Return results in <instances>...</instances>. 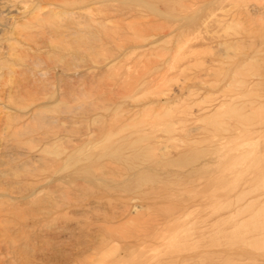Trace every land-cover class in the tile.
<instances>
[{"label":"rangeland","instance_id":"374dc122","mask_svg":"<svg viewBox=\"0 0 264 264\" xmlns=\"http://www.w3.org/2000/svg\"><path fill=\"white\" fill-rule=\"evenodd\" d=\"M76 1L48 25L29 11L44 0H0V264H156L159 244L164 264H264V0ZM83 163L122 197L115 209L70 229L21 220L34 185L54 190ZM140 196L143 215L125 229L145 226V245L100 254L96 226ZM119 230L113 245L126 241Z\"/></svg>","mask_w":264,"mask_h":264},{"label":"bare ground","instance_id":"6f19581e","mask_svg":"<svg viewBox=\"0 0 264 264\" xmlns=\"http://www.w3.org/2000/svg\"><path fill=\"white\" fill-rule=\"evenodd\" d=\"M42 2H43V0H41ZM81 1H83V0H81ZM86 1V0H85ZM93 1V0H92ZM41 2V3H42ZM44 4H37L36 2V4L29 10L30 11V14H34V15H36V17L38 18V19H40V21H42L43 22V24H44V22H45V24L47 23L48 25L50 24V22H49V19L50 18H52L53 17V19H54V17L55 16H60V17H64V16H67V15H71V13H73V12H71V10L73 11L74 9H71V8H73L72 6H74V5H76V0H44ZM80 2V1H79ZM79 2H77V3H79ZM83 3V2H82ZM86 3V2H85ZM32 4V3H31ZM30 4V6H32ZM84 4V3H83ZM97 4V3H96ZM44 5V6H43ZM94 5V4H93ZM100 5V4H99ZM99 5H98V7H99ZM26 6V5H25ZM79 6V5H78ZM82 6V5H81ZM97 6V5H96ZM27 8H29L28 6H26ZM25 7V8H26ZM75 7V6H74ZM93 7V6H92ZM98 7H94V8H92V9H95V8H98ZM76 9V8H75ZM80 10H84V8H82L81 9V7L79 8ZM87 9L88 8H85V10L87 11ZM91 9V10H92ZM82 10V11H83ZM86 11H85V13H86ZM88 11H89V9H88ZM28 12V11H27ZM79 12V11H78ZM82 13V12H81ZM88 13V12H87ZM90 13V12H89ZM74 15H76V14H74ZM87 15V14H86ZM72 16V15H71ZM93 16V15H92ZM62 17V18H63ZM91 17V16H90ZM95 18V17H94ZM89 19V18H88ZM91 20V19H90ZM137 20V19H136ZM135 20V21H136ZM77 21H79V20H77ZM77 21H76V23H77ZM93 21V20H92ZM92 21H91V24H92ZM81 22V21H80ZM95 22V21H94ZM79 23V22H78ZM86 23H88V21L86 22ZM96 23H98V22H96ZM95 23V24H96ZM102 23V22H101ZM105 23V22H104ZM108 23V22H107ZM55 24V23H54ZM80 24V23H79ZM82 24H84V22L82 23ZM99 24V23H98ZM97 24V25H98ZM136 24V23H135ZM134 23H130V24H128V26L129 27H131V28H134V29H136L135 28V25ZM74 25H75V23H74ZM77 26H78V24H76ZM75 25V26H76ZM86 25H88L87 27H88V29H89V31L91 30L92 32V34H93V30L92 29H94L93 28V24L92 25H90V23L89 24H86ZM106 25V24H105ZM104 24H103V26L101 25L100 26V29H101V27H104L105 26ZM126 25V24H125ZM66 26V25H65ZM85 26V24L84 25H79L78 27H84ZM139 26V25H138ZM142 26V25H141ZM140 26V27H141ZM144 26H146V25H144ZM49 27V26H48ZM52 27V26H51ZM74 27V26H73ZM99 27V26H98ZM50 28V27H49ZM53 28V27H52ZM71 28V27H70ZM106 28V27H105ZM105 28H103V29H105ZM81 29H83V28H81ZM80 29V30H81ZM84 29H86L85 31H87V28H84ZM83 29V30H84ZM94 30H96L97 31V29H94ZM133 30V29H132ZM87 32V33H89V34H91L90 32ZM122 31V30H121ZM138 31V30H137ZM83 33H84V31H83ZM86 33V34H87ZM101 33H103V32H101ZM89 34H87V35H89ZM94 35V34H93ZM92 35V36H93ZM79 36V35H78ZM80 36H82L83 37V35H80ZM96 36V35H95ZM85 37V36H84ZM98 37V36H97ZM96 37V38H97ZM94 38V37H93ZM95 39V38H94ZM112 41V40H111ZM136 42V41H135ZM137 43V42H136ZM142 43H144V42H142ZM129 45V44H128ZM143 46V45H142ZM140 47V46H139ZM146 47V46H145ZM94 48V47H93ZM133 50V49H132ZM135 50V49H134ZM129 52V51H128ZM116 53V52H115ZM132 53V52H131ZM117 54V53H116ZM116 54H113L112 56H110V57H113L114 55H116ZM129 54V53H128ZM130 55V54H129ZM128 55V56H129ZM127 56V57H128ZM118 57V56H117ZM123 57V56H122ZM120 59V58H119ZM118 59V60H119ZM106 60V59H105ZM105 60L103 61V63L105 62ZM116 60V59H115ZM114 59H112V61H115ZM33 61V60H32ZM108 61H109V59H108ZM111 61V60H110ZM120 61V60H119ZM99 62H101V61H99ZM107 62V61H106ZM116 62H118V61H116ZM26 64H27V62H25ZM24 63V68L26 67V66H30V63H28L27 65ZM34 63V62H33ZM115 63V62H114ZM20 64V63H19ZM19 64H17V65H19ZM35 64L36 63H34V65H33V67L35 68ZM98 64V63H97ZM101 64H102V62H101ZM108 64V63H107ZM98 65H100V63L98 64ZM97 65V66H98ZM106 65V64H105ZM110 65V64H109ZM109 65H107V66H109ZM132 65V64H131ZM135 65V64H134ZM22 66H23V64H22ZM21 66V67H22ZM96 66V67H97ZM19 67V66H18ZM28 67H26V68H28ZM104 67V66H103ZM103 67H100V69H98L99 68V66L97 67V69L95 68V69H93V68H89V69H87L86 71H85V74L86 75H92V76H95V75H97V72H101L102 71V68ZM20 68V67H19ZM107 68V67H106ZM109 68V67H108ZM29 69V68H28ZM62 69V72H63V74H68L69 73V70L68 69H66V68H61ZM18 70H20L21 71V68L20 69H18ZM24 70V69H23ZM34 70V69H33ZM19 71V72H20ZM25 71V70H24ZM31 70H29L28 72H30ZM104 71V70H103ZM22 72V71H21ZM83 72V71H82ZM47 73V72H46ZM45 73V74H46ZM103 73V72H102ZM35 74V73H34ZM38 74V73H37ZM23 75V74H22ZM104 74H102L101 75V77L103 76ZM32 76V75H31ZM30 76V77H31ZM37 76V75H36ZM91 76V77H92ZM98 76V75H97ZM39 77V76H38ZM89 77V76H88ZM34 78H35V76H34ZM33 78V79H34ZM21 79V78H20ZM156 79V78H155ZM29 80V81H28ZM101 80H103V79H101ZM35 81H36V79H35ZM35 81L34 80H31L30 78H28L27 79V83H26V91L27 92H30V93H32L34 90H36L38 87H36V84H35ZM96 81V80H95ZM125 81V80H124ZM91 82H92V80H91ZM152 82V81H151ZM39 84H41V83H39ZM92 84V83H91ZM130 84V83H129ZM158 85V84H157ZM40 86V85H39ZM98 86H100V85H98ZM141 87V86H140ZM40 88H41V86H40ZM92 89V88H91ZM93 90V89H92ZM25 91V90H24ZM38 91V90H37ZM105 92V91H104ZM25 93V92H24ZM30 93H27L28 94V96L30 95H32V94H30ZM92 94H95V93H91V95ZM92 97V96H91ZM131 99V98H130ZM132 99H133V97H132ZM123 102V101H122ZM34 106V105H33ZM48 107V106H47ZM41 110H42V108H44V106H42V107H39ZM132 108H134V107H132ZM35 109V108H34ZM40 109L38 110V108H36L35 110H33V111H30L31 113H29L30 115V117L32 116V114H34V115H38L39 113H41L40 112ZM44 110V109H43ZM138 110V109H137ZM135 113V112H134ZM28 114V113H27ZM43 114V112L41 113V115ZM136 114V113H135ZM34 115H33V117H34ZM28 117V116H27ZM29 117V118H30ZM162 117V116H161ZM24 118H25V115H24ZM38 119H39V117H38ZM137 119V118H136ZM10 120V119H9ZM37 120V119H36ZM42 120H44V119H42ZM10 124V123H9ZM146 124V123H145ZM141 126V125H140ZM27 128V127H26ZM29 132V131H28ZM27 133V132H26ZM138 134H139V132H138ZM131 136V135H130ZM133 136V135H132ZM49 140V139H48ZM139 140V139H138ZM143 140V139H142ZM94 149V148H93ZM40 150V149H39ZM107 150V149H106ZM28 151V150H27ZM31 152V151H30ZM34 153H35V151H34ZM87 153V152H86ZM42 154V153H41ZM90 154V153H89ZM96 155V154H95ZM105 154H102V157L103 158H105V157H107V156H104ZM84 156V155H83ZM40 157V156H39ZM51 157V156H50ZM42 157H40V159H41ZM81 158V157H80ZM96 158V157H95ZM8 159V158H7ZM6 159V160H7ZM39 159V158H38ZM39 159V160H40ZM93 160H90L91 162L93 161V162H96V160H94V158H92ZM97 159V158H96ZM98 159H100L101 160V158H99L98 157ZM10 160V159H9ZM37 160V159H36ZM38 160V161H39ZM45 160V159H44ZM89 160V159H88ZM99 160V161H100ZM108 160V159H107ZM43 161V160H42ZM53 161V160H52ZM91 163V164H93V165H95L96 163ZM100 162H102V161H100ZM2 163V162H1ZM88 163H90V162H88ZM87 163V164H88ZM99 163V162H98ZM4 164V163H3ZM46 164V163H45ZM85 164H86V161H85ZM84 163H83V166L82 167H80L78 170L76 169V171H74V172H72V173H70L68 176H66L65 178H61V180L59 181V183L57 182L56 184H54L53 185V188H54V190H51L52 189V184L51 185H48V183L47 182H45L44 180H41L39 183L38 182H36V184L37 185H34V187L33 188H31V186H30V188H31V191H30V193L26 196V197H23V204H24V206H26V212L24 213V214H22V212H20L21 213V215L19 214L18 216L21 218V220H28L29 218L32 220H36V221H39V220H42V221H46V222H48V221H57V220H59L60 221V226H62V227H65V228H67V229H70V227L73 225H69L68 223H70V221L71 220H73V218H75L76 216H82V215H86V214H89L91 211H93V210H97V208H98V212H99V209H103V208H105L106 207V205L107 206H113V208L115 209L116 208V206H114V205H116L115 204V200L117 201L118 199L120 200L122 197L120 196V195H115V191L112 189H110V188H106V186H105V182H102L103 180H105L103 177H104V172L102 171V170H94V169H92L90 166H88V165H85ZM105 164V163H104ZM6 165V164H5ZM100 165V164H99ZM107 165H108V163H107ZM92 166V165H91ZM27 167V166H26ZM48 167V166H47ZM105 167V166H104ZM37 168V167H36ZM44 168H46V166L44 167ZM102 168V167H101ZM103 169V168H102ZM107 169V168H106ZM2 170V169H1ZM109 170V169H108ZM114 170H116V169H114ZM112 171V170H111ZM14 172V171H13ZM38 172V171H37ZM114 172H116V171H114ZM12 174H14V173H12ZM44 174V173H43ZM106 175V174H105ZM109 175H110V177H111V174L109 173ZM113 175V174H112ZM43 176V175H42ZM22 177H23V175H22ZM45 177V176H44ZM32 178V177H31ZM35 179V178H34ZM43 179V178H42ZM97 182H99V183H101L100 185H101V189H102V191H101V189L100 190H98V189H95V187H93V185H95ZM35 183V182H34ZM45 183H47V184H45ZM54 183V182H53ZM28 184V183H27ZM93 184V185H92ZM33 185V184H32ZM14 186V185H13ZM5 187V186H4ZM28 187H29V185H28ZM56 187V188H55ZM105 187V188H104ZM25 188V187H24ZM26 190H28V188L26 189ZM8 191V190H7ZM11 191H12V189H11ZM25 191V190H24ZM23 191V192H24ZM53 191V192H52ZM23 192H21V193H23ZM26 192V191H25ZM7 193V192H6ZM13 193V192H12ZM122 193V192H121ZM8 194V193H7ZM160 194V193H159ZM9 195V194H8ZM143 195V194H142ZM9 196H11V195H9ZM157 196V195H156ZM21 197V198H22ZM117 198V199H116ZM14 199H16V198H14ZM20 199V198H19ZM126 199V198H125ZM124 199V200H125ZM128 199V198H127ZM161 199V198H160ZM11 201H12V199H10ZM130 200H139L140 202L142 201V200H144V199H142L141 198V196L140 197H130ZM123 201V200H122ZM135 201H134V204L133 205H131V206H127L128 207V209L129 208H131V210H129V213H128V215H126L125 213L124 214H121V215H114V214H117L116 212L114 213V214H112V215H109V214H107V218L105 217V219H103L102 221V224L100 223V225H98V226H96V227H98V229H95L94 227H93V229H95V230H98V231H95L96 232V234H92L91 232V234L92 235H94L92 238L94 239V242H92V240L90 239V242L89 243H91L92 244V246H93V244H94V247H97L96 249H97V251H101V253L100 254H102V253H104V252H106V251H108L109 253L107 254V255H110V254H116L117 256H119L120 258H124L125 257V255H124V253H128V252H130V251H132V250H135V249H139L141 246H143V244L145 243V240L147 239L143 234H145V233H143L144 231V229H146L145 228V226H144V229H142V230H140V229H138L137 230V232H135V233H132L131 232V235L129 234V233H126V231H128L127 229H125L126 228V226L128 227V225H129V223H130V221H134V219H135V216L137 215V217L139 216V217H141V215H143V214H140V212H142V209H143V204H142V202L141 203H135ZM155 201V200H154ZM14 203H15V201H13ZM13 202H11L12 204H14ZM18 202V201H17ZM128 202V201H127ZM126 202V203H127ZM133 202V201H132ZM10 203V204H11ZM9 204V205H10ZM23 204L21 203V207H23ZM119 204V203H118ZM122 204H123V202H122ZM129 204V203H128ZM130 204H132V203H130ZM151 204V203H150ZM8 205V206H9ZM124 205V204H123ZM7 206V207H8ZM103 206V207H102ZM152 206H154V205H152ZM151 206V207H152ZM19 207V206H18ZM20 207V208H21ZM124 207H125V205H124ZM148 207V206H147ZM150 207V208H151ZM108 209H109V207H107ZM112 208V209H113ZM153 208V207H152ZM15 210H19V211H21V209L22 210H24L23 208H21V209H19V208H14ZM106 209V208H105ZM112 209H111V211H112ZM8 211H6V212H4L5 214H6V216H9L8 214H10L11 213V215L12 214H18L17 212L18 211H16L15 212V210H11V208L9 209H7ZM104 210V209H103ZM107 210V209H106ZM110 211V212H111ZM116 211V210H115ZM88 212V213H87ZM101 212V211H100ZM106 212V211H105ZM143 212H144V210H143ZM142 212V213H143ZM91 213H93V212H91ZM90 213V214H91ZM104 213V212H103ZM127 213V212H126ZM15 214V215H16ZM96 215V214H95ZM101 215V214H100ZM99 215V216H100ZM13 216V215H12ZM17 216V215H16ZM17 216V217H18ZM98 216V217H99ZM102 216H103V214H102ZM90 217H92V216H90ZM101 217V216H100ZM136 217V219L137 220H135V221H139V219ZM8 218V217H7ZM103 218V217H102ZM146 218V217H145ZM12 219V218H11ZM10 219V220H11ZM14 219V218H13ZM19 219V218H18ZM6 220V219H5ZM5 220H4V222H5ZM10 220H7V221H10ZM26 220V221H27ZM99 220H101V219H99ZM20 221V220H19ZM19 221H18V223H19ZM26 221H24V223H27L28 224V222H26ZM75 221V220H74ZM81 221V220H80ZM141 221V220H140ZM14 222H16L15 220H14ZM61 222L63 223V225L61 224ZM145 222V221H144ZM148 222V221H147ZM7 223V222H6ZM12 223V222H11ZM10 222H9V226H10V224H11ZM23 223V222H22ZM41 223H43V222H41ZM71 223H72V221H71ZM74 223V222H73ZM77 223V222H76ZM137 223V222H136ZM135 223V224H136ZM146 223V222H145ZM78 224V223H77ZM79 224L81 225V223L79 222ZM38 225V224H37ZM79 225V226H80ZM94 225V224H93ZM131 225V224H130ZM146 225V224H145ZM8 226V224L6 225V226H4V227H7ZM16 226V225H15ZM18 226V225H17ZM23 226V225H22ZM36 226V225H35ZM43 226V225H42ZM51 226V225H50ZM56 226V225H55ZM68 226H70V227H68ZM138 226H141V224L139 225V223H138ZM161 226H163V225H161ZM25 227V226H24ZM28 227V226H27ZM37 227V226H36ZM52 227L53 228H55L54 227V225H52ZM52 227H51V229H52ZM61 227V228H62ZM76 227V226H75ZM74 226L72 227V229L73 228H75ZM130 227V226H129ZM128 227V229L131 231V229ZM143 227V226H142ZM141 227V228H142ZM147 227V226H146ZM10 228H11V226H10ZM15 227H12V229H14ZM26 228V227H25ZM24 228V229H25ZM31 229H32V227H30ZM46 228V227H45ZM60 228V229H61ZM64 228V229H65ZM78 228V227H77ZM80 228V227H79ZM156 228V227H155ZM9 229V228H8ZM12 229H10V230H12ZM23 229V228H22ZM22 229H20V230H22ZM23 229V230H24ZM56 229H57V226H56ZM63 229V228H62ZM76 229V228H75ZM119 229H121V230H119ZM124 229H125V231H124ZM154 229V228H153ZM161 229V228H160ZM160 229H158V232L160 231L161 232V230ZM6 230V229H5ZM10 230H9V233H10ZM74 230V229H73ZM119 230V233H120V231H122L123 232V234H127V239L125 238V243H123L122 245L121 244H119V242L117 243L118 245H121V246H117V244H116V242H115V245H113V244H111L112 242L114 243V236H115V234H116V232ZM146 230H148V229H146ZM164 230V229H163ZM29 231V230H28ZM32 231V230H31ZM49 231V230H48ZM47 231V232H48ZM58 231V230H57ZM64 231V230H63ZM91 231H92V228H91ZM5 232V231H4ZM12 232V231H11ZM14 232V231H13ZM125 232V233H124ZM129 232V231H128ZM149 232H150V230H149ZM17 233V232H16ZM40 233V232H39ZM81 233V232H80ZM87 233H89V231L87 232ZM147 233V232H146ZM152 233V232H151ZM150 233V234H151ZM162 233V232H161ZM19 234V233H18ZM18 234H16V235H18ZM23 234V233H22ZM21 234V235H22ZM26 234V233H25ZM41 234H43V232L41 233ZM48 234V233H47ZM118 234V233H117ZM129 234V235H128ZM147 234H149V233H147ZM6 235V234H5ZM85 235V234H84ZM152 235V234H151ZM153 235H154V233H153ZM20 236V235H19ZM27 236V235H26ZM81 236V235H80ZM120 236V235H119ZM123 236V235H122ZM147 236V235H146ZM148 236H150V235H148ZM5 237V236H4ZM21 237V236H20ZM22 238V237H21ZM119 238V237H118ZM117 238V239H118ZM124 237H120V239H123ZM16 240V239H15ZM48 240V239H47ZM162 240V239H161ZM10 242V241H9ZM8 242V243H9ZM45 242V241H44ZM51 242V241H50ZM83 242V241H82ZM86 242V241H85ZM88 242V241H87ZM147 242V241H146ZM7 243V242H6ZM14 243V242H13ZM33 243V242H32ZM45 243H47V242H45ZM151 243V242H150ZM161 243V242H160ZM90 244V245H91ZM147 244V243H146ZM7 245V244H6ZM13 245V244H12ZM40 245H42V244H40ZM88 245V244H87ZM89 245V246H90ZM145 245V244H144ZM37 246V245H36ZM45 246V245H44ZM86 246V245H85ZM91 246V247H92ZM35 247V246H34ZM159 249H160V253H159V255H157L156 257H157V259H156V257H155V260L157 261L156 262V264H164L163 263V259H162V252H161V247H162V244H159L158 246H157ZM90 248V247H89ZM9 249V248H8ZM30 249V248H29ZM18 250V249H17ZM28 250V249H27ZM43 250V249H42ZM89 251V250H88ZM35 252V251H34ZM141 252V251H140ZM12 253V252H11ZM16 253V252H15ZM23 253V252H22ZM39 253V252H38ZM43 253V252H42ZM47 253V252H46ZM52 253V252H51ZM86 253V252H85ZM85 253H84V255H85ZM119 253H120V255H119ZM122 253V254H121ZM132 253V252H131ZM138 253V252H137ZM10 254V253H9ZM13 254V253H12ZM33 254V253H32ZM55 254V253H54ZM87 254V253H86ZM17 255V254H16ZM52 255V254H51ZM138 255V254H137ZM18 256V255H17ZM86 256V255H85ZM10 257V256H9ZM26 257V256H25ZM84 257V256H83ZM100 257V256H99ZM101 257H102V255H101ZM134 257V256H133ZM14 258V257H13ZM32 258V257H31ZM30 258V259H31ZM89 258V257H88ZM107 257L106 256H103L102 257V260H100V261H98L97 259L98 258H96V260L101 264V263H103L104 261L106 262V260H108V259H106ZM113 259V258H112ZM125 259V258H124ZM123 259V260H124ZM127 259V258H126ZM146 259V258H145ZM145 259H142V260H138V261H140L138 264H145V263H147V261H149L148 259H147V261L145 260ZM145 260V261H144ZM103 261V262H102ZM137 261V262H138ZM93 263L95 262V261H92ZM108 263H106V264H113V262L110 260H108L107 261ZM10 263H11V261H10ZM96 263V262H95ZM98 263V264H99ZM155 263V262H154ZM83 264V263H82ZM87 264V263H86ZM92 264V263H91ZM97 264V263H96ZM118 264V263H117ZM151 264V263H150Z\"/></svg>","mask_w":264,"mask_h":264}]
</instances>
